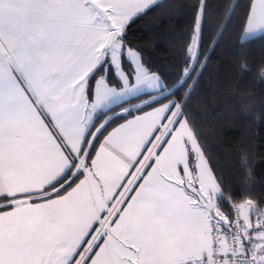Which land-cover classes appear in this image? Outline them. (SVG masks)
<instances>
[{"label":"snow or ice","instance_id":"6c2138e0","mask_svg":"<svg viewBox=\"0 0 264 264\" xmlns=\"http://www.w3.org/2000/svg\"><path fill=\"white\" fill-rule=\"evenodd\" d=\"M157 6L0 0V264H264V201L225 186L189 111L227 22L202 51L195 0L169 83L128 40ZM241 19L239 43L264 33V0Z\"/></svg>","mask_w":264,"mask_h":264},{"label":"trees","instance_id":"16d2710c","mask_svg":"<svg viewBox=\"0 0 264 264\" xmlns=\"http://www.w3.org/2000/svg\"><path fill=\"white\" fill-rule=\"evenodd\" d=\"M194 3L159 0V6L139 17L129 30V42L165 73L169 83L180 68ZM229 3L234 9L230 16ZM208 4L212 23L202 51H208L218 25L226 21L227 27L208 52L207 65L194 83L189 111L206 157L223 176L225 186L237 196L250 193L254 202L264 201V33L239 43L247 0H208Z\"/></svg>","mask_w":264,"mask_h":264},{"label":"rangeland","instance_id":"374dc122","mask_svg":"<svg viewBox=\"0 0 264 264\" xmlns=\"http://www.w3.org/2000/svg\"><path fill=\"white\" fill-rule=\"evenodd\" d=\"M257 34H259V33H256V34H249V35L247 36V38L252 37V36H255V35H257ZM242 35H244V32H243Z\"/></svg>","mask_w":264,"mask_h":264}]
</instances>
